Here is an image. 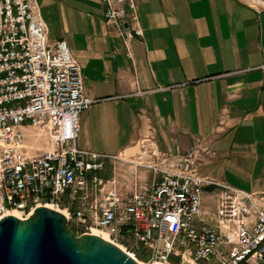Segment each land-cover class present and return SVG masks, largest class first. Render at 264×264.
<instances>
[{"label":"built area","instance_id":"obj_1","mask_svg":"<svg viewBox=\"0 0 264 264\" xmlns=\"http://www.w3.org/2000/svg\"><path fill=\"white\" fill-rule=\"evenodd\" d=\"M101 3L126 45L143 35L134 0ZM98 100L85 94L66 40L49 39L36 1L0 0V220L11 211L26 218L45 201L76 235L100 229L129 243L134 259L264 264V199L200 175V145L168 154L145 140L133 157L79 148L80 115ZM27 128L54 146L33 153ZM107 162L121 165L109 177ZM206 186L215 187L213 209L202 200Z\"/></svg>","mask_w":264,"mask_h":264},{"label":"crops","instance_id":"obj_2","mask_svg":"<svg viewBox=\"0 0 264 264\" xmlns=\"http://www.w3.org/2000/svg\"><path fill=\"white\" fill-rule=\"evenodd\" d=\"M65 39L85 94L77 146L133 157L198 144L200 175L264 196V8L245 0H134L126 45L101 0H35ZM130 53V55H128ZM215 187L203 190L214 204Z\"/></svg>","mask_w":264,"mask_h":264},{"label":"water","instance_id":"obj_3","mask_svg":"<svg viewBox=\"0 0 264 264\" xmlns=\"http://www.w3.org/2000/svg\"><path fill=\"white\" fill-rule=\"evenodd\" d=\"M0 264L140 263L100 235H76L64 214L40 205L25 219L10 214L0 220Z\"/></svg>","mask_w":264,"mask_h":264},{"label":"rangeland","instance_id":"obj_4","mask_svg":"<svg viewBox=\"0 0 264 264\" xmlns=\"http://www.w3.org/2000/svg\"><path fill=\"white\" fill-rule=\"evenodd\" d=\"M245 1L252 3V4L256 5L257 7L264 8V0H245ZM27 129L28 130L26 131V136H25L24 140H25V144L30 147V149L33 153H40L44 150L51 149L54 146L52 138L48 134H46L45 132H43V131L38 132L37 130L31 129V128H27ZM116 166L118 168L121 167V165L118 163L107 162L105 164V170L103 171V174L107 177L112 176L113 171H114L113 168ZM144 175L148 176V179L151 177L150 173H146ZM207 177H209V176H207ZM210 178H212V177H210ZM262 198L264 199V196ZM214 201H215V199H214ZM262 202L264 203V200H262ZM40 203H41V205H46L45 201H40ZM204 204L206 206H208L210 209H213V207H214V204L213 205H211L210 203H204ZM48 205H50V204H48ZM12 212H16L18 214V217H21V215L17 211H11L9 214H11ZM102 232H104V231H102ZM104 233H106V232H104ZM116 243L122 250L125 249L126 250L125 252H131L132 253L129 243L124 242V240H118ZM141 254H142V252L134 255L139 262H142L143 264H152L153 263V260L152 261L149 260L150 258L148 260H144L142 258Z\"/></svg>","mask_w":264,"mask_h":264},{"label":"bare ground","instance_id":"obj_5","mask_svg":"<svg viewBox=\"0 0 264 264\" xmlns=\"http://www.w3.org/2000/svg\"><path fill=\"white\" fill-rule=\"evenodd\" d=\"M45 206H47V207H51V206L48 205V204H46ZM51 208H52V207H51ZM53 209H54V208H53ZM55 209H56V208H55ZM56 210L60 211V212H61L62 214H64V216H65L64 211H62V210H60V209H56ZM9 213H10V212H9ZM8 215H10V214H8ZM11 215H15L16 217H18V214H17L16 212H12ZM65 217H66V216H65ZM18 218H20V219H25V218H22V217H18ZM26 218H27V217H26ZM91 233H94V234L100 235V236L103 237L104 239H107V240L110 241V238L108 237L107 233L102 232V230H100V229H93ZM129 255H131V257H132V254H129ZM137 261H138V260H137ZM138 262H139V261H138ZM139 263H140V264H143L142 262H139ZM152 264H162V263H160V262H156V261H153Z\"/></svg>","mask_w":264,"mask_h":264}]
</instances>
